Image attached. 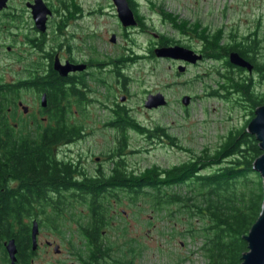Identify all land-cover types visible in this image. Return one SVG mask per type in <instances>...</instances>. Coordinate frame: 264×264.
<instances>
[{
  "label": "trees",
  "instance_id": "obj_1",
  "mask_svg": "<svg viewBox=\"0 0 264 264\" xmlns=\"http://www.w3.org/2000/svg\"><path fill=\"white\" fill-rule=\"evenodd\" d=\"M162 14L175 28L183 32L191 29L196 34L202 41L205 58L223 62V72H214L221 80L217 85L225 93L221 97L238 95L248 105L249 118L243 126L230 130L215 150L192 153L177 165H151L136 171L128 167L124 157L128 131L165 138L171 147L178 145L163 127L144 128L127 110L117 108L111 111L107 124L117 139L115 148L107 155L110 169L81 171L85 178L78 182L72 177L80 172L77 167L54 155L56 148L73 143L82 135V123L72 120L74 109L85 103L78 85L59 76L51 65L40 76L34 73L19 81H0V242L2 238L13 239L17 254L31 250V219H39L41 225L64 235L70 227L54 219H64L63 210L75 216L73 210L87 209L89 221L79 215L82 220L78 223L89 243L86 249L75 250L77 258L82 264H132L133 260L127 258L126 252L120 253V249L115 250L114 257V245L99 236L102 233L103 237L110 227L113 205L139 203L146 207L143 209L167 217L174 224L171 231L179 223L185 237L192 242L200 239L195 251L205 259L204 264L242 263L247 251L243 239L257 220L263 202L262 179L253 170V163L262 152L256 138L246 129L254 110L264 105V93L256 91L246 69L230 64L228 53L235 51L248 60L253 66L251 73L264 80V59H257L259 40L254 34H229L225 42L219 32L209 34L200 24L178 21L171 13ZM136 16L139 18L137 13ZM163 40V44L172 41ZM29 90L46 94V119H32V126L27 122L15 129L9 119L16 113L21 93ZM14 181L17 187L11 189ZM66 192L73 194L63 195ZM75 193L80 197L74 198Z\"/></svg>",
  "mask_w": 264,
  "mask_h": 264
},
{
  "label": "rangeland",
  "instance_id": "obj_2",
  "mask_svg": "<svg viewBox=\"0 0 264 264\" xmlns=\"http://www.w3.org/2000/svg\"><path fill=\"white\" fill-rule=\"evenodd\" d=\"M50 1L52 4L56 2ZM96 1L86 0V6L71 20L73 23L66 28L61 27L60 31L55 28L60 18L55 15L59 19L52 18L48 22L43 44L37 51L30 43L33 39L30 32L32 23L22 4L14 5L19 15L15 23L4 22L0 17V30L1 26H8L6 32L0 31V81H19L26 73L28 75L29 72L24 71L26 69L48 68L44 54L51 52H58L63 57L70 54L77 60L92 64L89 73L81 79L86 85V88L82 84L80 87L84 91L85 103L74 109L72 117L73 121L82 123V138L58 147L55 153L72 160L79 159L81 169L89 173L98 167L110 169L107 155L115 148L117 139L107 124L111 111L117 108L127 110L129 116L144 128L163 127L178 145L171 147L165 138L128 131V148L124 157L128 167L136 171L151 165L161 168L177 165L190 158L192 153L198 154L203 149L215 150L230 130L244 125L249 118L247 103L238 95H229L226 99L221 97L225 93L217 85L221 84V80L214 74L218 70L223 72L219 61L204 58L195 65L185 62L180 64L185 71L179 73L178 65L172 60L160 59L145 51L144 42L154 43L156 40L152 41L149 35L146 38L134 37L130 33L132 29L124 36L125 31L120 30L116 16L112 15L113 10L105 0H101V18ZM137 1L140 2L139 10L134 13L145 20L150 32L181 40L184 44L190 43L157 13L163 11L171 13L178 21L200 24L209 34L221 33L225 42L229 34L237 37L254 34L259 40L257 59H264V0H150L153 2L150 8L147 7V0ZM25 26L28 37L26 47L22 43L25 42L22 30ZM113 35L115 42L110 41ZM191 44L198 48L200 42L194 38ZM8 46L12 48L11 53L6 50ZM59 46L63 49L62 53ZM248 75L256 91L264 93V80L255 72ZM214 92L217 95H213ZM158 93L164 96L166 105L147 109L144 106L147 97ZM40 96L41 93L37 94L35 90L21 93L19 102L28 111L24 114L18 103L14 117L9 119L15 129L22 123L29 122L31 125L32 119L45 121L47 115L40 107ZM184 96L190 98L187 106L182 105ZM112 207L110 227L106 228L102 238L114 245V257L117 254L115 250L120 249L122 252H118H126L127 258L133 260L132 264L205 263V259L195 251L200 246V239L192 242L185 237L182 224L178 223L175 231H171L174 224L167 217L145 210L143 208L146 207L139 206V203ZM38 239L43 245L40 250L42 264H53L56 260L63 264L75 262L64 245L59 247L62 251L60 256H55L53 248L45 246L46 240L65 242L68 235H60L49 226H43Z\"/></svg>",
  "mask_w": 264,
  "mask_h": 264
},
{
  "label": "flooded vegetation",
  "instance_id": "obj_3",
  "mask_svg": "<svg viewBox=\"0 0 264 264\" xmlns=\"http://www.w3.org/2000/svg\"><path fill=\"white\" fill-rule=\"evenodd\" d=\"M91 1V0H90ZM105 2L109 5V7L113 10V13L112 15H115L116 16V19H117V23L119 24V28L121 31H125V34H123L124 36H127L129 34V30L132 29V35H134V37H148V35L150 36V38L153 40H156L154 43H147V41L144 42V46H145V51H147V53L149 55H153V50H155L156 48H164V47H172V46H181L183 47L184 49H189L191 50L192 52H194V54H196L197 56H201L203 57V60L205 58V52H204V49L202 48L203 47V44H202V41L197 37L195 36L196 34L193 33V31L191 29H187L185 30L184 32L175 28L172 24H170V26H172V28L174 29V31L180 35V37H185L186 40H189L190 43H183V41H176L174 39H172L171 42H168L167 44H163L162 41L163 37L161 34H155L153 32H150V30L148 28H146V22L144 19H141V17L139 16V18H137L136 16V13H134V11L136 10H139V6L138 4L140 2H138L137 0H126L129 8L131 9L132 13H134V18H135V21H136V24L134 26H130V27H126L124 28L123 26H121V23H119L118 21V18H117V11H116V5L114 3V1L112 0H105ZM88 2H86V0H56V2L54 4L51 3L50 0H0V6H2L0 8V17H2V21L4 20V22H8L10 24L12 23H15L16 22V18L18 15V12L16 11V6L14 5H18V4H22L25 8L26 11H28V14H29V18L31 20V23H32V27L30 28V32L32 33L33 35V39L30 40V43H31V46H33V49L34 50H39L41 45L43 44V41H44V35L46 34L47 32V29L48 28V22L51 21V19L53 18H57L59 19V21L57 22L56 24V27L58 29V31H60V28L63 27V28H66L69 26V24L73 23L71 20H74L76 18V13L77 12H80V10H82V8H84L86 6ZM97 3V8H99V15L100 17L102 18V1L101 0H97L96 1ZM131 5H130V4ZM149 5H148V4ZM44 5L50 12H51V15L47 18L46 20V28H45V31L42 32L41 30H38V27L35 23V20H34V14H33V9L37 8L38 5ZM146 4H147V7H151V5H153V2L150 1V0H147L146 1ZM134 7V10L132 9ZM115 10V12H114ZM161 18H163L164 21H168L167 19L164 18L163 16V12L161 11H158L157 12ZM55 15H58L59 18ZM18 19V18H17ZM170 22V21H169ZM8 26L7 25H4V26H1V30L2 32H6V28ZM19 28H17L18 30ZM23 30V39L25 40V42H22L23 45L26 47L27 46V28L25 26ZM56 31V30H55ZM135 31V32H134ZM114 36V35H113ZM115 38V36H114ZM113 38V39H114ZM195 40L200 42V45L197 47H195L194 45L191 44L192 40ZM131 43H132V40H129ZM115 42V39L114 41ZM133 44V43H132ZM11 47L8 46L6 47V50L7 51H11ZM59 51L62 53L63 52V49L61 48V46H59ZM70 51L68 50V53ZM232 52H235V51H231L228 53V56L230 53ZM11 53V52H10ZM9 53V54H10ZM237 53V52H236ZM46 55V60H47V64L48 66L50 67L51 65V68L53 67L54 65V62H55V59H58V62L60 63L61 66H64L66 64H69V66H85V69L83 71H75V72H71L68 74L67 77L65 78H69V80H71L72 83L77 84L78 87H76L77 89H81V79L83 78V76L85 75V73H89L90 69H91V63L89 61H85V60H77L75 59L73 56H71L70 54L67 55L66 57H63L62 54L60 53H54V52H51V53H47V54H44ZM138 59V58H137ZM244 59V58H243ZM245 60V59H244ZM248 61V60H246ZM176 63L178 66L180 64H184L183 62H177V61H172V63ZM217 62V61H215ZM220 63V68L222 69L223 67V62L219 61ZM37 68V67H36ZM39 68V67H38ZM54 70V68H52ZM25 72H29L28 75L26 73L25 77H28L30 76V74H36V75H39L40 76V73H41V68L39 69H36V70H32V69H26L24 70ZM35 71V72H34ZM55 71V70H54ZM58 75L59 73L57 71H55ZM115 72V71H113ZM88 75V74H87ZM38 76V77H39ZM60 76V75H59ZM15 81V80H14ZM81 91V90H80ZM81 92H84V91H81ZM18 103H22V102H17V106H18ZM43 109V108H42ZM80 138H82V135H80V137H78L76 140H79ZM74 140V141H76ZM73 141V142H74ZM68 143H65V145H67ZM57 150V148L54 150V155L56 156V158H64L66 161H70L71 164L73 166H76L77 169L80 171V172H77L76 174H73L72 177L74 179V181H83V179L85 178L84 175L81 173V171H84V169H81L82 166L80 164V161H78L79 159H75V160H72L71 158L68 159L65 157V155H62L60 156V154L58 153H55V151ZM65 154V153H64ZM79 162V163H78ZM100 169V167H98ZM17 182H13L11 185V189H15L17 187ZM73 193H64L63 195H72ZM73 196H75L74 198H77V197H80V195H78L77 193H75ZM71 197V196H69ZM74 213L76 214L75 216H71V214H66L67 211H64L63 210V214H65V218L60 220V219H54L56 220V222L58 221H63L67 224V226L70 225V230L67 231L66 234L64 235H68V239L63 242V241H56L54 240L53 242H50V241H45V246L48 248H53V253L55 254V256H60L62 251L59 247H61L62 245H64L65 247H67L68 249V253L71 254V256L73 257V260L75 261L73 264H82V262L77 258V254H76V249L77 248H83V249H86L88 243H89V240L87 238L86 235H83L81 234V230H80V227H79V221H81L82 219H79V215H83L84 216V220H88L89 221V211L87 209H77V210H73ZM53 220V219H52ZM51 220V221H52ZM39 221V219H38ZM37 221L36 218H33L30 220V233H29V238H30V245H31V250L30 251H27L26 250V253L25 254H22L20 255L19 253L17 254V249H16V255H15V258H16V261L15 264H42L41 262V258H40V250H41V247H43V245L41 244V242H39V239H38V234H40V231H41V227H43V225H41V223H39ZM37 223V226H38V234L36 235V244L33 248V243H32V238H31V231H32V227H33V224ZM69 223V225H68ZM56 226H54L53 228H55ZM1 232V231H0ZM102 232V231H101ZM100 232V233H101ZM70 235V236H69ZM100 239L102 240V233L101 235L99 236ZM11 239H4L2 238L1 239V242H0V264H10V258H9V255L7 253V251L5 250V244ZM33 248V249H32ZM53 264H63V262H60V261H57L56 262H53ZM102 264V262H101Z\"/></svg>",
  "mask_w": 264,
  "mask_h": 264
},
{
  "label": "water",
  "instance_id": "obj_4",
  "mask_svg": "<svg viewBox=\"0 0 264 264\" xmlns=\"http://www.w3.org/2000/svg\"><path fill=\"white\" fill-rule=\"evenodd\" d=\"M116 5L117 18L121 23V26L124 28L134 26L136 24L134 13H132L129 8L126 0H112ZM2 6H0L1 8ZM34 20L38 27V30L42 32L45 31L46 28V20L51 15V12L42 4L38 5L37 8L33 9ZM114 36L110 38V41H114ZM153 54L155 57L160 59H169L172 61L183 62L196 64L201 61L203 58L201 56H197L189 49H184L181 46H170L164 48H156L153 50ZM228 60L231 65L246 69L248 73H251L253 70V66L246 60H244L238 53L232 52L228 56ZM55 71L59 73L61 77H67L69 73L75 71H83L85 66H69L66 64L61 66L58 62V59H55L53 67ZM178 72L182 73L185 71V67L183 65L178 66ZM190 98L184 96L182 98V105L187 106L189 104ZM165 98L162 94L158 93L156 95H149L147 97V101L145 102V107L147 109H157L162 108L166 105L164 101ZM123 102V99L121 98ZM47 105L46 94L41 93L40 96V107L45 108ZM19 107L22 108V112L24 114L27 113L28 108L19 103ZM247 132L256 138L258 142V146L262 152V154L254 161L253 170L260 175L262 179V188H263V202L261 206V212H259V216L255 223L251 226L248 234L244 237L243 240L247 243V251L242 256L241 264H264V105L256 108L254 110V117L247 123ZM38 234V226L37 223L34 222L31 238L33 243V248L36 244V235ZM16 245L13 239L9 240L5 244V250L7 251L10 264H15L16 261ZM32 248V249H33Z\"/></svg>",
  "mask_w": 264,
  "mask_h": 264
}]
</instances>
